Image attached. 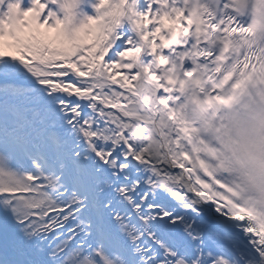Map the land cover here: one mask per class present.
I'll list each match as a JSON object with an SVG mask.
<instances>
[{
	"label": "snow or ice",
	"instance_id": "6c2138e0",
	"mask_svg": "<svg viewBox=\"0 0 264 264\" xmlns=\"http://www.w3.org/2000/svg\"><path fill=\"white\" fill-rule=\"evenodd\" d=\"M0 264H264V0H0Z\"/></svg>",
	"mask_w": 264,
	"mask_h": 264
}]
</instances>
